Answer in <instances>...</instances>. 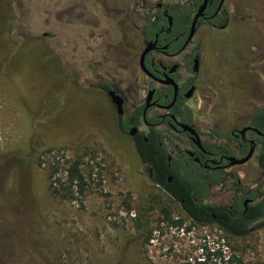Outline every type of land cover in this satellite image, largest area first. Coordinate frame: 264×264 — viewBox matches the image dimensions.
<instances>
[{
	"label": "rangeland",
	"instance_id": "rangeland-1",
	"mask_svg": "<svg viewBox=\"0 0 264 264\" xmlns=\"http://www.w3.org/2000/svg\"><path fill=\"white\" fill-rule=\"evenodd\" d=\"M114 1L0 0V264H231L233 254L242 264H264V226L232 238L195 223L153 183L96 95L97 47L115 45L119 35L107 9ZM230 4L228 28L197 35L201 69L190 104L209 140L214 129L230 133L264 111V0ZM99 29L109 30L101 42L89 36ZM133 35L142 97L140 29ZM115 47L121 62L130 46L119 40ZM77 160L82 192L54 193L52 182L66 181ZM234 172L264 193L255 159ZM236 192L231 178L209 200L228 207ZM164 210L182 224H171Z\"/></svg>",
	"mask_w": 264,
	"mask_h": 264
},
{
	"label": "flooded vegetation",
	"instance_id": "flooded-vegetation-1",
	"mask_svg": "<svg viewBox=\"0 0 264 264\" xmlns=\"http://www.w3.org/2000/svg\"><path fill=\"white\" fill-rule=\"evenodd\" d=\"M230 2L231 0H115L113 7L108 8L107 5V9L115 14L110 17L113 19L114 29L119 30L120 36L118 35L116 43L120 40L122 44L127 42L130 47L124 59L119 62L116 56V43L114 45V42L110 41L109 46H104V48L102 44L98 46L99 56L94 64L95 72L92 71L95 78L92 85L96 95L106 101L108 109L116 119L121 135L130 137L135 143L137 153L136 141L143 140L149 143L152 131L159 130L161 132L159 146L164 148V154L169 163L173 162V158L176 160L175 170L179 165L181 172L185 173V166L182 165L185 162L186 165L192 163V170H195L204 181L224 176L221 182L210 185L207 201L216 204L209 200L212 191L225 186L232 178L237 185V192L231 198L232 205L222 207L216 204L232 210L238 196L243 197L246 209L249 205L264 200V193L256 187L243 185L239 174L231 173L233 167L246 165L255 159L257 174L264 175V168L261 165V158L264 154L262 140L264 131L252 124V118L264 111L253 114L249 125L234 129L230 133H224L219 128L214 129L211 133L214 139L209 140L202 137L201 130L196 126L193 106L190 104L198 91L201 69L197 35L200 31L207 29L224 30L228 28L231 22ZM202 7V13L196 22V32L187 42L193 21ZM106 13L108 14L107 11ZM134 28L140 29L142 43L138 64L142 86L146 88L142 97L136 93L140 88L135 84L133 72ZM149 30H154L152 36L147 33ZM179 30L184 31L179 32ZM108 34L109 30L99 29L98 33L89 36L91 38L96 36L95 38L98 37L101 42ZM150 43H152V48L145 56L146 70H144L140 59ZM196 62L197 71L194 69ZM84 83L85 88L90 87L87 79ZM191 90L192 93H190ZM111 91L122 98V113L119 112ZM150 92H152L151 98L146 109ZM135 93L137 94L136 99L134 98ZM182 124L192 126L199 138L194 140L188 131L183 130ZM245 127L257 128L261 133L248 129L241 134L240 131ZM216 130L227 136L215 133ZM251 149H254V153L247 162L229 164L231 156L243 158ZM138 155L140 157L139 153ZM142 163L149 167L153 183L168 194L165 188L153 180L151 167L143 161ZM168 180L172 182L173 176H169ZM245 189L254 192V198L246 195ZM260 221L264 226V217Z\"/></svg>",
	"mask_w": 264,
	"mask_h": 264
},
{
	"label": "trees",
	"instance_id": "trees-1",
	"mask_svg": "<svg viewBox=\"0 0 264 264\" xmlns=\"http://www.w3.org/2000/svg\"><path fill=\"white\" fill-rule=\"evenodd\" d=\"M183 31L179 30V32ZM153 32L154 30H149L147 33L152 36ZM252 124L264 131V112L257 113L252 118ZM215 133L227 136L224 133L220 134L218 130ZM150 136L149 143L143 140L136 141V147L142 161L151 167L153 180L165 188L169 196L180 205L181 209L195 223L216 225L227 236L232 238L247 237L262 226L260 219L264 217V200L249 205L246 209L243 204V197L238 196L234 201V208L232 210L219 207L207 201L206 198L209 195L210 185L221 182L224 176L204 181L195 170H192V163L186 165L185 162L182 163L185 166V173L181 172L179 165L175 170L176 160L173 158V162L169 163L167 156L164 154V148L159 146L161 132L154 130ZM262 140L264 143V137ZM261 165L264 168V154L261 158ZM80 166L79 160L73 162L68 170L66 181L61 182L58 180L59 187H53L52 182L51 187L53 192L69 199L74 197V188L76 186L82 192L85 179ZM53 168L54 171H57V167ZM169 176H173L172 182H169ZM244 191L246 195L254 198V192L248 189ZM164 213L171 224L177 226L182 224L181 220L172 219L167 211L164 210ZM229 261L231 264H242V260L235 254L229 258Z\"/></svg>",
	"mask_w": 264,
	"mask_h": 264
},
{
	"label": "water",
	"instance_id": "water-1",
	"mask_svg": "<svg viewBox=\"0 0 264 264\" xmlns=\"http://www.w3.org/2000/svg\"><path fill=\"white\" fill-rule=\"evenodd\" d=\"M202 10H203V7L200 8L199 13L196 15V17H195V19L193 21V24H192V27H191L190 34H189V37H188L187 42L192 39V37L194 36V34L196 32V28H197L196 27L197 26L196 22H197V19L199 18V16L201 15V13H202ZM151 48H152V43L148 44V46L146 47V49L144 50V52L141 55L140 64H141L142 69H144V70H146V67H145V64H144V59H145L146 54L151 50ZM194 69H195V71L198 70L197 62L195 64ZM151 93L152 92H150V96H149V99H148V103L146 105V109L149 106V101H150V98H151ZM190 93H192V90L190 91ZM111 95L113 97V100L116 102V104L119 107V112L122 113V105H123L122 98L118 94H116L114 91H111ZM181 126H182L183 130L188 131L192 135V138L194 140H196L197 138H199L197 131L192 126H189L187 124L186 125L185 124H182ZM248 129H253L256 132H260L257 128H254V127H245V128H243L240 131L241 134H244ZM253 153H254V149H251L249 151V153L245 157H243V158H238V157H235V156H231L229 158V160H230V163L229 164L230 165L243 164V163L247 162L252 157Z\"/></svg>",
	"mask_w": 264,
	"mask_h": 264
}]
</instances>
